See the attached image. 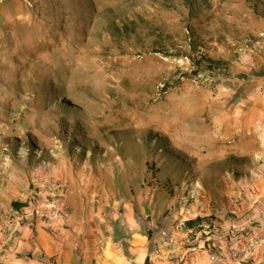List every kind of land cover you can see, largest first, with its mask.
<instances>
[{"label":"rangeland","instance_id":"374dc122","mask_svg":"<svg viewBox=\"0 0 264 264\" xmlns=\"http://www.w3.org/2000/svg\"><path fill=\"white\" fill-rule=\"evenodd\" d=\"M1 12L15 35L0 39V224L71 189L74 264H208L233 232L254 235L226 196L230 157L246 153L209 131L225 76L195 61L264 55V0H0ZM196 204L234 223L188 226ZM206 232L224 238L205 242L207 259Z\"/></svg>","mask_w":264,"mask_h":264},{"label":"crops","instance_id":"0c3cea01","mask_svg":"<svg viewBox=\"0 0 264 264\" xmlns=\"http://www.w3.org/2000/svg\"><path fill=\"white\" fill-rule=\"evenodd\" d=\"M6 16L5 12H1L0 18L4 19ZM14 35L15 29L12 26L5 23L0 25V39ZM228 68L229 76L221 78L218 92L210 103L213 125L209 131L214 138L227 141L231 152L246 153L232 154L230 157L232 162L235 161V167L233 168L232 164L229 167L232 172L237 171L238 175L237 180H233L226 186L232 189L227 190L226 196L230 197L227 202L237 205V210H230L237 215L236 218L232 217L237 220L236 224L245 225L251 219L258 221L259 224L256 227L248 225L250 230L257 229L253 232L254 235L242 229L243 234L235 236V242L232 243L245 248V255L239 261L215 262L213 260L209 264H264V176L255 179L251 175L256 171L259 174L255 173V175L264 174V55H244L232 61ZM211 79L218 80L219 77ZM257 159L262 160L263 164H256ZM240 166L244 167L242 174L239 173ZM68 191L66 197L71 206V220L68 225L78 226L82 203L71 189ZM227 202L225 201V204ZM192 211L190 218L193 220L216 213L221 227H230L234 223L231 222V217L226 218L225 212L219 213L216 207L212 208L209 205L200 207L196 204ZM66 230L68 229H65V223L53 230L41 220L33 228L22 226L0 253V264H74L71 258L75 250L68 241H65ZM242 230L238 229V233ZM206 235L200 239V234H197L199 244L195 247L202 252L205 259H207V250H201L205 242L211 240L213 244L223 242L221 236L211 232H206ZM233 235H235L234 232ZM253 237L256 239V249L248 252L244 243ZM208 246L210 247L211 244L208 243ZM159 264L169 263L163 261ZM194 264H201V262L196 258Z\"/></svg>","mask_w":264,"mask_h":264},{"label":"built area","instance_id":"2783aa9c","mask_svg":"<svg viewBox=\"0 0 264 264\" xmlns=\"http://www.w3.org/2000/svg\"><path fill=\"white\" fill-rule=\"evenodd\" d=\"M43 182H48L45 180ZM71 216V206L65 194L46 193L44 196L37 198L36 201L23 207L21 210L10 208L4 224H0V253L7 247L13 236L19 232L22 226L33 228L39 220L55 230L58 225L66 223ZM220 235V234H219ZM235 236L230 237L231 242H235ZM221 235V240H223ZM250 249L248 252H253L256 249V243L253 238H249ZM233 244V243H232ZM215 245V244H214ZM211 247V246H210ZM220 248L224 250L221 245ZM247 250V249H246ZM245 248L237 243H234L228 253L222 252V258L217 253H211L210 262H234L239 261L245 255ZM209 264V263H208Z\"/></svg>","mask_w":264,"mask_h":264},{"label":"trees","instance_id":"16d2710c","mask_svg":"<svg viewBox=\"0 0 264 264\" xmlns=\"http://www.w3.org/2000/svg\"><path fill=\"white\" fill-rule=\"evenodd\" d=\"M196 66L201 71H204L209 74L219 75V76H229V64L228 61L223 59H211L207 58L203 61H195ZM19 206V204L16 203ZM204 219L198 218L197 220H189L186 222L188 226H195L198 222L203 221ZM144 264H150L149 258L146 259Z\"/></svg>","mask_w":264,"mask_h":264},{"label":"bare ground","instance_id":"6f19581e","mask_svg":"<svg viewBox=\"0 0 264 264\" xmlns=\"http://www.w3.org/2000/svg\"><path fill=\"white\" fill-rule=\"evenodd\" d=\"M1 48V47H0Z\"/></svg>","mask_w":264,"mask_h":264}]
</instances>
